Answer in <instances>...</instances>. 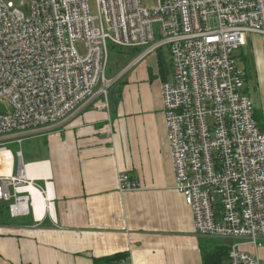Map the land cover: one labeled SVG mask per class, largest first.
I'll use <instances>...</instances> for the list:
<instances>
[{"label": "built area", "instance_id": "obj_1", "mask_svg": "<svg viewBox=\"0 0 264 264\" xmlns=\"http://www.w3.org/2000/svg\"><path fill=\"white\" fill-rule=\"evenodd\" d=\"M0 0V150L62 127L119 78L107 76L109 46L166 50L161 84L174 188L196 233L222 240L228 264H264V131L254 118L236 52L264 38V0ZM87 52L80 55L75 44ZM19 158L21 152L17 151ZM16 176L0 173V201L29 212ZM119 191L138 190L126 172ZM11 189L13 193L11 192ZM123 263V261H122Z\"/></svg>", "mask_w": 264, "mask_h": 264}, {"label": "crops", "instance_id": "obj_2", "mask_svg": "<svg viewBox=\"0 0 264 264\" xmlns=\"http://www.w3.org/2000/svg\"><path fill=\"white\" fill-rule=\"evenodd\" d=\"M142 51L117 52L111 76L121 74L106 98L95 97L62 127L25 139L15 153L6 149L5 175H25L19 189L29 212L12 217L0 201V264H204L203 245L222 242L196 233L174 188L161 96L169 56L163 49L135 62ZM238 51L264 131V38L249 35ZM121 172L140 189L119 191ZM257 253L264 263V245ZM115 254L124 255L110 260Z\"/></svg>", "mask_w": 264, "mask_h": 264}, {"label": "rangeland", "instance_id": "obj_3", "mask_svg": "<svg viewBox=\"0 0 264 264\" xmlns=\"http://www.w3.org/2000/svg\"><path fill=\"white\" fill-rule=\"evenodd\" d=\"M8 1V0H7ZM10 1H13L14 5L19 8L24 14H28V10L27 8L25 7V4L24 3H21V1H18V0H10ZM142 4H145L147 6H152L154 4V1L153 0H139ZM88 2V5L90 7V11L93 15H96L97 14V9H96V4H95V0H87ZM75 47L77 49V52L80 54V55H85L87 50L83 44L82 41H79L75 44ZM124 48H120V47H113V46H109V55H108V72H107V76H111L113 73V70H117V66L119 65L120 62L118 61H115V56L118 54L117 52H122ZM155 55V54H154ZM156 56V55H155ZM120 57V56H119ZM149 57L147 58V64L149 66H152L150 61H149ZM236 59H237V63L242 67L243 66V62H241L239 60V51L236 52ZM115 61V62H114ZM112 88V87H111ZM248 89V94L249 96L251 97V100H254V97H253V91H252V88L251 86H249V84H247V87ZM110 91V90H109ZM25 142H23L22 144L20 145H8L7 148H9L10 150H12L13 153H15V150L18 149V148H23V146L25 145L24 144ZM20 146V147H19Z\"/></svg>", "mask_w": 264, "mask_h": 264}, {"label": "trees", "instance_id": "obj_4", "mask_svg": "<svg viewBox=\"0 0 264 264\" xmlns=\"http://www.w3.org/2000/svg\"><path fill=\"white\" fill-rule=\"evenodd\" d=\"M162 59L159 57V61L161 62ZM245 82H246V74L244 76ZM254 118L255 112H254ZM210 243L207 242L205 246L203 245V262L204 264H222L223 260L227 259L228 257V246L225 242H221L219 244H216V246H213L212 248H206V246ZM124 254H115L114 256L110 257V260H118L122 258Z\"/></svg>", "mask_w": 264, "mask_h": 264}, {"label": "bare ground", "instance_id": "obj_5", "mask_svg": "<svg viewBox=\"0 0 264 264\" xmlns=\"http://www.w3.org/2000/svg\"><path fill=\"white\" fill-rule=\"evenodd\" d=\"M10 166H11V154H10V152H8L7 150H0V173L9 174ZM36 210H38V209H36ZM40 214L38 213L39 216H40Z\"/></svg>", "mask_w": 264, "mask_h": 264}]
</instances>
